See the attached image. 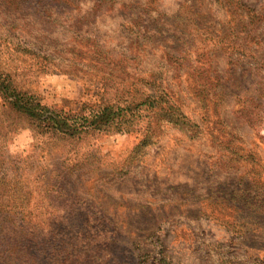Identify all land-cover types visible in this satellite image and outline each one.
I'll use <instances>...</instances> for the list:
<instances>
[{"label": "rangeland", "instance_id": "obj_1", "mask_svg": "<svg viewBox=\"0 0 264 264\" xmlns=\"http://www.w3.org/2000/svg\"><path fill=\"white\" fill-rule=\"evenodd\" d=\"M77 1L49 18L6 14L0 70L72 115L115 101L109 81L144 92L161 80L200 130L145 112L129 131L66 136L0 94V158L24 186L0 221V264H76L69 245L86 227L105 250L87 264H264V210L247 203L264 182L248 185L253 162L223 148L264 167V0Z\"/></svg>", "mask_w": 264, "mask_h": 264}, {"label": "trees", "instance_id": "obj_2", "mask_svg": "<svg viewBox=\"0 0 264 264\" xmlns=\"http://www.w3.org/2000/svg\"><path fill=\"white\" fill-rule=\"evenodd\" d=\"M55 1H64L75 4L77 0H0V15L5 16V23L0 27L3 30L8 31L11 28L8 26L14 25L10 22L6 14L15 16L19 12H24L27 9L34 10V15H41L42 17H53L54 12L50 10L52 3ZM95 5L99 8L105 7L107 4H114L117 0H94ZM53 8V7H52ZM32 15V14H31ZM17 18V16H16ZM21 47V48H20ZM17 49L24 52H29L31 48L24 47L23 45L17 46ZM197 79V78H196ZM110 85H106L103 89V93L107 92V95H111L112 90L115 91L113 102L107 104L99 103L95 104V107L90 108V112L87 114H80L78 112L72 115L62 108L50 107L41 102L36 95L20 89L19 85L15 84V76L11 72H5L0 70V94L4 99V105L10 110L18 112L20 114L27 115L29 118L37 122V126L41 127L44 132H57L62 135L76 136L82 132H88L91 130H98L102 132L122 131L132 129L134 123L143 117L144 113H152V117L155 119L166 118L175 125L187 127L192 131L199 132L200 126L195 121H192L182 110L181 107L174 100V93L171 88L166 87L160 80L159 82H152L148 90L140 92V89H136L134 82L120 83L118 86L122 87L117 90V86L114 82H110ZM206 87L205 84L195 83L193 89L202 91ZM117 88V89H116ZM137 96V97H136ZM140 97V98H139ZM103 98V97H102ZM104 99V98H103ZM69 111V110H68ZM149 113V114H150ZM149 128L147 131L155 129L154 120L148 121ZM225 150H229L231 155L237 154L239 158L247 160V162H253L251 166V173L255 176L249 178L248 185H254V182L263 181L264 167L257 168L259 166L255 160H253L250 154H242L240 151H236L232 146H223ZM0 158V221L6 222V217L13 216L14 212L18 210H12L10 208L15 204L16 207H21L23 201L20 199V192L24 193L23 185L21 181L11 177L7 178V172L5 171V165L8 163V158L4 152V158ZM259 191H264V187H258L254 192L247 197V203L249 206H256V203H260L261 209L264 210V199L255 195ZM15 191V193H14ZM257 196V197H256ZM6 209V210H4ZM11 210V211H10ZM14 211V212H13ZM38 232L44 237H51L50 229L44 231L38 229ZM43 237V238H44ZM101 242V237L95 235L93 229L83 228L77 235V242L71 246L72 250L76 253L71 260V263L87 264V260L93 257H99L104 255L105 250ZM51 249L59 251L58 248L51 246ZM47 251V249L45 250ZM84 253L85 257H81ZM163 259L155 257L152 264H165Z\"/></svg>", "mask_w": 264, "mask_h": 264}]
</instances>
